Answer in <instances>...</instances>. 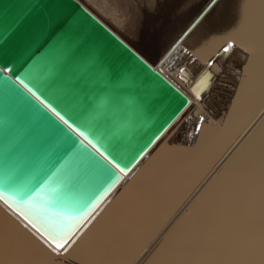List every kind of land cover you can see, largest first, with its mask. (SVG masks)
Listing matches in <instances>:
<instances>
[{
    "label": "bare ground",
    "instance_id": "obj_1",
    "mask_svg": "<svg viewBox=\"0 0 264 264\" xmlns=\"http://www.w3.org/2000/svg\"><path fill=\"white\" fill-rule=\"evenodd\" d=\"M83 1L189 103L83 216L0 196V264H264V0H121L131 31L115 0Z\"/></svg>",
    "mask_w": 264,
    "mask_h": 264
},
{
    "label": "water",
    "instance_id": "obj_2",
    "mask_svg": "<svg viewBox=\"0 0 264 264\" xmlns=\"http://www.w3.org/2000/svg\"><path fill=\"white\" fill-rule=\"evenodd\" d=\"M207 9L197 13V16L200 15L196 16L197 19L183 36L190 33ZM16 19H19V23L15 30L8 35H0V65H13L14 71L21 64L27 67L25 61L31 63L42 54L49 41L70 28L81 35L85 47L93 46L98 50L105 69L114 80L123 79L131 85L122 94L119 109L130 110L128 97L133 96L143 106V112L133 116V127L123 137L125 162L135 155L150 136L153 138L127 164V169L138 162L188 106V95L168 77L161 65L154 66L148 62L85 1L0 0V31ZM223 49L210 60L208 66L225 53ZM183 52L189 54L186 49ZM174 63L171 61L168 66ZM19 70L22 72L23 68ZM205 71L213 77L210 70ZM17 137L18 130L8 112L0 107V196L14 206L26 203L35 205L45 210V214L52 219L83 216L120 182L121 172L115 169L116 176L111 179L88 176L69 183L67 172L58 166L53 167L55 156L15 153L13 145Z\"/></svg>",
    "mask_w": 264,
    "mask_h": 264
},
{
    "label": "snow or ice",
    "instance_id": "obj_3",
    "mask_svg": "<svg viewBox=\"0 0 264 264\" xmlns=\"http://www.w3.org/2000/svg\"><path fill=\"white\" fill-rule=\"evenodd\" d=\"M113 15L125 29L139 27V17L125 10L121 0H115ZM18 23L19 19L10 21L0 35L13 32ZM231 47L229 43L223 51ZM25 63L27 67L21 64L15 71L13 65H0V107L18 130L15 153L55 156L53 167L65 170L73 183L88 176L111 179L115 169L126 172L127 164L151 143L152 136L125 162L123 137L143 106L129 96L130 110L119 109L122 94L131 85L114 80L98 50L85 47L78 32L65 29L40 56ZM63 248L64 243L55 244L57 255Z\"/></svg>",
    "mask_w": 264,
    "mask_h": 264
},
{
    "label": "rangeland",
    "instance_id": "obj_4",
    "mask_svg": "<svg viewBox=\"0 0 264 264\" xmlns=\"http://www.w3.org/2000/svg\"><path fill=\"white\" fill-rule=\"evenodd\" d=\"M183 27V25H181V24H179V23H177L175 26H174V28H173V30L174 31H176V33L174 34V36H177L178 35V33H179V31H180V29ZM176 29V30H175ZM174 36H173V38H174ZM124 39V38H123ZM125 40V39H124ZM169 40V39H168ZM132 48H134V46H132L127 40H125ZM172 40H170V42H171ZM169 43V41H167V44ZM140 55H142L143 56V54H141L136 48H134ZM148 62H150L145 56H143ZM152 65H154L152 62H150ZM194 116H196V115H194ZM192 133H190V135H191Z\"/></svg>",
    "mask_w": 264,
    "mask_h": 264
}]
</instances>
